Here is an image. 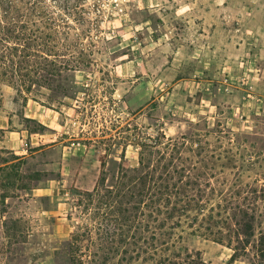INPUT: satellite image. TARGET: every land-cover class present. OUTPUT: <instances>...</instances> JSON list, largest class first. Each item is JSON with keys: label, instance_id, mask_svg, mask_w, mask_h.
<instances>
[{"label": "rangeland", "instance_id": "374dc122", "mask_svg": "<svg viewBox=\"0 0 264 264\" xmlns=\"http://www.w3.org/2000/svg\"><path fill=\"white\" fill-rule=\"evenodd\" d=\"M45 3L71 26L72 40L81 37L94 63L65 74L69 96L62 102L31 96L25 103L0 87V148L26 158L21 170L31 184L0 178V264H153L144 254L105 262L100 248L111 240L97 234L95 209L79 204L80 192L96 186L103 160L116 172L125 151V164L138 165L137 132L214 128L211 147L239 166L227 165L223 177L258 184L264 210V0ZM262 226L259 219L257 234ZM148 227L139 242L160 247L163 227L156 226L155 239ZM175 227L185 230L182 249L200 251L205 264L229 262L227 240ZM85 231L92 237L76 241ZM75 252L79 261L70 258ZM252 261L250 252L233 264Z\"/></svg>", "mask_w": 264, "mask_h": 264}, {"label": "trees", "instance_id": "16d2710c", "mask_svg": "<svg viewBox=\"0 0 264 264\" xmlns=\"http://www.w3.org/2000/svg\"><path fill=\"white\" fill-rule=\"evenodd\" d=\"M65 7L69 9L67 4ZM70 27L58 22L45 0H0V87L13 89L25 103L31 96L64 101L69 96L65 74L94 63L81 37L71 39ZM213 133L208 125L176 136L161 130L145 135L137 132L132 139L139 149L137 166L125 164V151L121 161L115 162L116 172L110 161L103 160L96 186L80 192L79 204L87 212L95 209L97 234L101 233L102 240H111L100 248L105 262L120 255L122 262L130 263L144 254L143 259L153 264H205L200 251L180 245L185 230L178 232L175 226H189L192 235L219 243L227 240L226 246L232 250L227 264L250 252L251 264H264V226L258 234L255 230L259 219L264 221L260 189L239 175L228 183L222 174L225 168L239 166L233 156L218 154L211 147ZM217 133L222 144L225 134L222 130ZM26 162L24 156L0 148V178L13 177L24 184L27 173L21 167ZM34 176L40 177L41 172ZM141 226H149L152 239L157 235L156 226L163 227L160 247L139 242L146 241ZM85 235L91 234L85 231L75 240ZM70 258L79 261L80 254L72 253Z\"/></svg>", "mask_w": 264, "mask_h": 264}]
</instances>
